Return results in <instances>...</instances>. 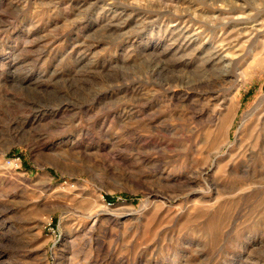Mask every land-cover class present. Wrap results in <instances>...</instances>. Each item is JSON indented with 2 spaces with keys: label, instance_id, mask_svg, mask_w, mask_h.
<instances>
[{
  "label": "rangeland",
  "instance_id": "obj_1",
  "mask_svg": "<svg viewBox=\"0 0 264 264\" xmlns=\"http://www.w3.org/2000/svg\"><path fill=\"white\" fill-rule=\"evenodd\" d=\"M0 264H264V0H0Z\"/></svg>",
  "mask_w": 264,
  "mask_h": 264
},
{
  "label": "bare ground",
  "instance_id": "obj_2",
  "mask_svg": "<svg viewBox=\"0 0 264 264\" xmlns=\"http://www.w3.org/2000/svg\"><path fill=\"white\" fill-rule=\"evenodd\" d=\"M235 23H236V22H235ZM227 48H228V47H227ZM215 52H216V51H215ZM224 53H226V52H224ZM227 53H228V52H227ZM229 53H230V52H229ZM220 57H222L223 61L226 62L227 65L231 64V62L233 61V60H231L232 58H229V54H224V55H222V56H221V54H220ZM226 64H225V65H226ZM227 65H226V66H227Z\"/></svg>",
  "mask_w": 264,
  "mask_h": 264
},
{
  "label": "built area",
  "instance_id": "obj_3",
  "mask_svg": "<svg viewBox=\"0 0 264 264\" xmlns=\"http://www.w3.org/2000/svg\"><path fill=\"white\" fill-rule=\"evenodd\" d=\"M16 163H18V161H16Z\"/></svg>",
  "mask_w": 264,
  "mask_h": 264
}]
</instances>
